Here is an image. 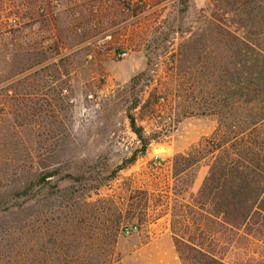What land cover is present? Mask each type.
Here are the masks:
<instances>
[{"label":"rangeland","instance_id":"1","mask_svg":"<svg viewBox=\"0 0 264 264\" xmlns=\"http://www.w3.org/2000/svg\"><path fill=\"white\" fill-rule=\"evenodd\" d=\"M10 1L15 14L1 24L16 34L0 32V208L23 205L0 213V264H138V231L126 235L122 226L137 223L140 232L163 213V225L170 219L177 233L199 235L227 260L256 264L262 243L174 194L175 156L218 124L204 111L206 64L232 49L209 12L232 5L172 0L153 12L152 27L135 44L91 58L55 31L47 46L44 36L24 34L23 0H0V8ZM129 113L151 139L133 161L141 142ZM161 145L167 149L155 152ZM208 169L204 160L192 165L191 196ZM19 188L25 195L16 196Z\"/></svg>","mask_w":264,"mask_h":264},{"label":"trees","instance_id":"2","mask_svg":"<svg viewBox=\"0 0 264 264\" xmlns=\"http://www.w3.org/2000/svg\"><path fill=\"white\" fill-rule=\"evenodd\" d=\"M223 2L232 9L221 14L211 11L209 16L232 52L208 61L205 73L209 100L204 111L215 114L218 124L186 153L175 156V163L181 166L175 165L174 194L176 200H190L207 217L217 218L236 233L243 231L264 246V0ZM226 17L231 22H223ZM128 116L141 142L133 161L146 152L151 139L135 115ZM202 160L209 166L208 173L191 196L196 172L191 175L190 169ZM182 173L187 177H180ZM19 189L16 196L25 195L26 189ZM22 205H4L0 213L14 212ZM175 243L183 264H243L225 259L226 252L206 246L196 234H179ZM255 263L264 264V254Z\"/></svg>","mask_w":264,"mask_h":264},{"label":"crops","instance_id":"3","mask_svg":"<svg viewBox=\"0 0 264 264\" xmlns=\"http://www.w3.org/2000/svg\"><path fill=\"white\" fill-rule=\"evenodd\" d=\"M41 2L45 7L43 12L39 10ZM171 2L172 0H87L85 3L81 0H23V31L31 38L44 36L43 43L46 46L48 33L55 31L71 51L95 58L104 48L115 47L118 43L135 44L140 38V32L152 27L153 12L165 10ZM14 5L10 1L0 8V12L4 11L0 14V24L5 18L6 22L7 19H12L15 14L11 11L15 8ZM94 5H97L96 11L93 10ZM76 10L80 12L78 16L74 14ZM0 28V32H5L10 37L16 34V28L3 24ZM69 35L74 37L73 40L67 39ZM29 44L31 47L32 43ZM167 215L163 213L148 220L146 228L138 231L140 241L134 248L135 253L141 254L138 264H183L175 243V236H179V233L171 229L170 219L163 225Z\"/></svg>","mask_w":264,"mask_h":264},{"label":"built area","instance_id":"4","mask_svg":"<svg viewBox=\"0 0 264 264\" xmlns=\"http://www.w3.org/2000/svg\"><path fill=\"white\" fill-rule=\"evenodd\" d=\"M122 1H124V2H125V1H126V2H133V1L141 2L142 0H122ZM39 10H40L41 12H43V11H44V6L40 4V5H39ZM93 10H94V11L97 10V5H94V6H93ZM74 14H75V15H78V14H79V11L76 10V11L74 12ZM117 55L120 56V57H126V56L128 55V51H127V50H120V51L117 53ZM156 157H157V156H156ZM139 229H140V226H139V224H137V223H129V224H124V225L122 226V232H123L124 234H126V235L133 234V233L139 231Z\"/></svg>","mask_w":264,"mask_h":264},{"label":"bare ground","instance_id":"5","mask_svg":"<svg viewBox=\"0 0 264 264\" xmlns=\"http://www.w3.org/2000/svg\"><path fill=\"white\" fill-rule=\"evenodd\" d=\"M167 148L165 146H156L154 147V151L155 152H161V151H165Z\"/></svg>","mask_w":264,"mask_h":264}]
</instances>
